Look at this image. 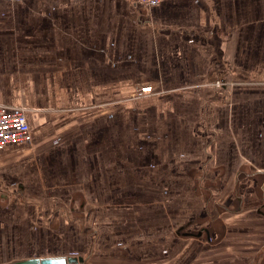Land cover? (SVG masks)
Masks as SVG:
<instances>
[{
    "label": "crops",
    "instance_id": "0c3cea01",
    "mask_svg": "<svg viewBox=\"0 0 264 264\" xmlns=\"http://www.w3.org/2000/svg\"><path fill=\"white\" fill-rule=\"evenodd\" d=\"M248 1L162 0L160 4L146 8L137 0H0V80L30 81L22 86L19 84V90L9 94L0 90V104L24 108L33 134L30 143L8 145L0 149V155L7 157L27 150L40 133L45 132L44 125L57 123L53 117L59 113L72 112L76 115L74 121L79 118L77 115H82L80 112L95 115L90 125L83 128L84 134L75 136L74 141L82 147L86 143L98 144V152L105 159L98 158L97 165L94 160L82 165L90 167V175L100 178V192L135 193L131 187H137L135 191L138 192L144 186L136 179L139 176L149 179L159 169L166 178L162 192L170 193L171 188V192L186 193L191 187L187 179L178 180L180 183L174 186L176 180L172 177L176 166L200 170L204 164H227L231 170L227 174L226 189L231 192L234 185H238L243 194L237 195L240 206L235 208L230 203L224 206L226 213L221 215V225L224 221L225 226H237V221H241L237 219L242 218V214L250 215L249 209L256 203L244 206L242 200L246 192L249 197L254 195L261 199L256 208L258 220L264 225V18L256 27L248 18L243 20L234 16L238 5L249 12ZM225 15L231 18L230 21L223 19ZM155 23L168 24L169 31L163 32L157 44H143L150 37L138 35L139 29L149 31L150 26L155 28ZM219 27H225L227 32L236 27L245 40L244 50L248 51L247 46H251V52L255 54L250 53L237 62L243 65L238 71L244 72L240 82L231 86L234 102L220 106L219 110L216 109L218 105L212 106L215 117L209 128L207 117L204 118V105L209 96L221 93L211 82L222 73L224 59L223 53L219 52L223 43L207 41L210 34L204 40L202 33L209 29L210 33H219ZM190 29L200 31L201 40H197L199 33L195 40L186 38ZM138 37L142 44L140 48L144 50L141 54L145 59L143 64L151 72L140 71L143 77L133 74L123 77L124 63L136 62ZM124 50L128 52L125 55ZM214 54L215 57H211ZM257 55L261 61L256 68L251 62L252 56L257 58ZM211 66L213 74L210 73ZM104 74L115 77L109 80L110 83ZM76 79L97 80L98 84L89 87L86 93L77 90L74 96L62 82ZM144 85H151L152 91L143 92L140 88ZM179 87L181 90L175 89ZM130 94V99H124ZM112 97L114 102L107 103L105 98ZM79 104L84 105L77 106ZM146 114H150L152 124H138L141 123L139 118ZM33 115L40 121V127L32 125ZM47 116L51 123L47 122ZM215 129L223 131L225 139L217 140ZM96 131L99 138L93 141ZM154 143L157 147L152 146ZM64 144L58 139L54 145L63 149ZM148 146L153 147L157 159L149 161L150 157L135 152L142 148L146 152ZM73 160L79 169H82L81 161H88L85 158ZM244 162L248 163L249 170L240 169ZM21 164L24 162L4 167L5 182L21 172ZM256 181L260 182L262 195L255 193ZM90 182L91 179L84 181L88 193L99 190L91 187ZM69 184L72 190L80 186L74 179ZM104 198L100 196L98 200ZM201 203L202 198H197V204ZM228 214H236L239 218L234 220L233 215ZM180 219L170 217L169 222ZM146 224H152V221ZM183 225L184 221L180 220L179 226ZM210 226L201 225L195 232L184 231L180 235L204 236L209 242L216 237L215 227ZM129 231L130 235L126 234L128 231L124 233L125 240L138 242L139 237H144L142 239L149 242L161 237L153 233L152 228L146 233L137 227ZM68 256L83 257L78 253H62L22 255L19 259ZM86 261L67 264H86Z\"/></svg>",
    "mask_w": 264,
    "mask_h": 264
},
{
    "label": "rangeland",
    "instance_id": "374dc122",
    "mask_svg": "<svg viewBox=\"0 0 264 264\" xmlns=\"http://www.w3.org/2000/svg\"><path fill=\"white\" fill-rule=\"evenodd\" d=\"M247 4L250 6L249 12L245 7L243 10L238 5L235 7L234 16L236 19L248 18L252 26L257 27L264 18V0H249ZM220 6L225 9L222 2ZM223 19L230 21L231 18L225 15ZM167 26L168 24L155 23V28L150 26L149 31L140 28L138 35L150 37L143 44L152 45L154 42L157 44L163 32L169 31ZM219 31L210 33L209 29L208 32L202 33L204 40L208 39L210 34L211 38L207 41L216 40L217 43H223V48L219 52L223 53L224 59L221 64L222 73L217 74L211 82L221 93L209 96L207 104L204 105L206 114L204 118L207 117L205 121L209 128L215 117L212 106L218 105L216 109L219 110L220 106L234 102V95H230L233 92L231 86L240 82L243 71H238L243 65L237 62L242 61L243 57L249 56L250 53L255 54L254 51L251 52V46H247L248 51L244 50L245 40L236 27L230 32H227L225 27H219ZM198 33L197 40H201L200 31L195 29L188 30L186 38L195 40ZM139 38L136 41L138 45L136 62L131 65L124 63L123 77L131 74L143 77L140 71L146 74L151 72L150 68L143 64L145 59L141 54L144 50L140 48L142 44ZM126 53L127 50H124V55ZM211 57H215V54ZM258 58L259 55L257 58L252 56L251 64L254 63L256 68L260 66L261 59ZM251 66L253 67V64ZM212 68L211 66L210 73L213 74ZM111 71L118 72L117 69ZM104 75L110 83L109 80L115 77L113 74ZM28 82L30 81L0 80V90L9 94L12 90H19V84L22 86ZM62 83L72 90L74 96L77 90L86 93L89 87L98 84L97 80L83 79ZM175 89L181 90L180 87ZM226 93L228 94L225 96ZM131 96L132 94L124 99H130ZM72 97L71 94L70 98ZM96 98L99 99V96ZM105 99L107 103L114 102V97ZM81 105L84 104L77 106ZM80 113L82 115H77L79 118L75 121L76 115L72 112L55 115L53 119L57 120V123L44 125L45 132L40 133L27 150L7 157L0 155V262L19 259L22 255L78 253L87 260L86 264H264V225L258 220L256 208L260 198L254 195L249 197V193L246 192L244 198L242 197L244 206L256 203L249 209L250 215L242 214L243 217L239 218L235 217L236 214H228L233 215L234 220L239 218L237 220L241 221H237L239 222L237 226H225L224 221L221 225V215L226 213L224 206L227 203L235 208L240 206L241 202L238 201L237 195L243 194L238 185H234L235 188L231 192L229 188L226 189L227 174L231 170L227 164H204L200 170L198 168L186 170L184 165L176 166L172 177L176 180L174 186L182 179H187L191 187L186 193L184 191L178 193L173 189L171 192V188L170 193L162 192L166 178L159 169L154 171L149 179L142 176L136 179V182L144 186L139 188L138 192L135 191L137 187H131L135 193L100 192V178L90 175V167L82 165L89 164L90 160H94L95 165L98 164V158L102 157L98 152V144L86 143L82 147L74 141L75 136L84 134L83 128L90 125L95 115ZM144 116L139 118L141 123L138 124L151 123L150 114ZM36 118V115H33L32 125L37 128L40 127V121ZM46 119L47 122L51 120L48 116ZM215 130L218 131L217 140L225 139L223 131ZM92 138L93 141H98L97 131ZM58 139L65 143L63 149L54 145ZM152 146L157 147V144L154 143ZM152 146H148L146 152L142 151L144 148L135 152L150 157L149 161L157 159V155L156 157L153 155ZM74 158H85L88 161H81L82 169H79ZM22 161L24 165L21 164L23 165L21 172L5 182L4 167L17 165ZM240 169L249 170L248 163H241ZM94 172H97V169ZM82 173L86 176L83 177ZM105 178L106 176L101 180ZM72 179L77 180L80 185L75 186L73 190L69 184ZM89 179L92 180L89 185L99 190L87 192L84 181ZM18 181L22 182L21 186ZM257 182L254 185L255 193L262 195L260 182ZM100 196L105 198L98 200ZM197 198H202L201 205L197 204ZM170 217L181 218L184 225L179 226L180 220L169 222ZM147 221H152V224L147 225ZM208 224L215 227L216 237L212 241L207 242L204 236L180 235L184 231L195 232L201 225ZM136 227L145 233L152 228V232L160 234L161 237L149 242L142 239L144 237H139L138 242L125 240L124 233L128 231L126 234L130 235L129 230ZM258 252H262V255L259 256Z\"/></svg>",
    "mask_w": 264,
    "mask_h": 264
},
{
    "label": "built area",
    "instance_id": "2783aa9c",
    "mask_svg": "<svg viewBox=\"0 0 264 264\" xmlns=\"http://www.w3.org/2000/svg\"><path fill=\"white\" fill-rule=\"evenodd\" d=\"M146 8L161 3L162 0H137ZM151 92V85L140 88ZM33 140L32 127L24 108L0 104V149L13 144L30 143Z\"/></svg>",
    "mask_w": 264,
    "mask_h": 264
},
{
    "label": "water",
    "instance_id": "95a60500",
    "mask_svg": "<svg viewBox=\"0 0 264 264\" xmlns=\"http://www.w3.org/2000/svg\"><path fill=\"white\" fill-rule=\"evenodd\" d=\"M82 256H68L67 258L59 257H31L25 259L12 260L3 264H67L68 262L83 261Z\"/></svg>",
    "mask_w": 264,
    "mask_h": 264
}]
</instances>
